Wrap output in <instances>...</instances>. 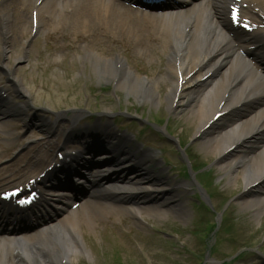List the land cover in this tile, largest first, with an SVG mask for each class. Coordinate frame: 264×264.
Returning a JSON list of instances; mask_svg holds the SVG:
<instances>
[{"label": "bare ground", "instance_id": "obj_1", "mask_svg": "<svg viewBox=\"0 0 264 264\" xmlns=\"http://www.w3.org/2000/svg\"><path fill=\"white\" fill-rule=\"evenodd\" d=\"M28 1L36 11V30L42 21V25L51 23L41 11L52 1L53 11L61 21L79 24L89 36L104 37L105 45L128 46L132 41L154 52L158 45L165 46L170 61L166 72L158 77L152 73L142 76L126 65L123 56L112 54L110 49H105V55L87 49L83 57L92 59L95 71L105 80H115L116 87L126 95L138 101L150 100L155 107L166 102L169 108L188 111L187 118L195 124L196 135L203 137L202 147L218 156L219 168L228 176L227 184L244 181L245 194L249 197L241 200V206L256 209L255 216L260 215L264 206V67L261 64L264 38L260 28L245 34L237 30L227 14L230 5L240 4L244 18L263 25L264 0H183L181 4L161 8L160 12L134 9L127 4L131 0H0V32L4 40L0 61L16 93H23L21 81L5 59L9 58V49L13 53L18 47V41H10L8 35H21L25 24L13 21L10 12L18 19H27V14H31ZM64 48L67 46L56 44L53 51ZM21 59L15 58L19 62ZM10 94L7 86L0 87V131L12 135L5 117L10 112L3 107L10 104ZM219 112L226 113L216 123L213 118ZM113 138L107 136L108 140ZM41 147L45 152L34 155L27 162L29 167L46 161L63 144L48 138ZM121 157L128 158V163L137 168L135 176L119 175L112 179L97 171L90 179L91 185H102L94 192L96 200H84L76 210H70L71 197L63 193L56 195V201L46 197L43 213L54 202L61 206L60 212L69 211L62 220L65 227L51 226L33 236L0 234V264H71L84 246L81 235L84 219L92 220L98 212L110 213L113 204L119 205L109 197L134 201L136 204L124 209L136 221L144 212L161 217L163 206L166 212L185 216L183 204L175 201V189L158 186L155 182L159 180L148 172L145 165L152 155L137 157L127 149H120L115 158Z\"/></svg>", "mask_w": 264, "mask_h": 264}, {"label": "rangeland", "instance_id": "obj_2", "mask_svg": "<svg viewBox=\"0 0 264 264\" xmlns=\"http://www.w3.org/2000/svg\"><path fill=\"white\" fill-rule=\"evenodd\" d=\"M62 27L61 30L66 34L67 39L60 37L61 44L73 43L77 47L83 45L93 48L98 54L105 55V42L101 36L92 41H78L76 37L82 31L74 30L70 26L62 25ZM53 30L54 25L51 31ZM40 33L41 35L32 36L33 38L30 34L22 38L21 45L25 42V46H21L17 53L23 56V61L15 64L12 58L8 63L11 68L16 69L23 88L31 93V98L27 99L31 108L30 116H27V122L22 124L20 128L21 133L18 136L20 141L15 143L19 154H23L28 144H33L34 141L44 138L43 131L47 126H42L44 123L42 119L45 111L47 112V119H49V115L55 118L61 113L72 116L75 112L85 109L87 105L94 103L96 106H101L103 103V111H108L107 107L111 109L110 113L128 110L131 115L142 119H146L150 114L152 119L157 116L161 124H167L170 116L168 111L170 110L166 102L155 107L150 100L138 101L133 96L126 95L124 91L116 89V85L111 84L107 86V91L105 89L101 91L99 86L107 81L95 71L94 65L91 64L93 62L88 59V61H84L82 58L83 50L76 47L75 50L51 53L47 43L52 41L47 40L45 34H42V30ZM8 37L17 40L12 35ZM10 41L12 40L10 39ZM2 42L0 33V49L4 45ZM113 50L115 52L114 48ZM146 54V57H139L138 49L133 48L129 56L132 61H127V64L131 65L132 68L144 67L145 71H142L144 73L146 71L155 72L161 66L164 68L165 60L167 61L166 56L163 57L165 60H160L158 56L150 52H146ZM142 76H146V74H142ZM109 83L114 84V82ZM103 87L105 88V85ZM164 91H166V87ZM181 110L178 109L171 113L172 118L169 120V127L175 128L177 135L181 134L186 138L187 146L190 147L196 157L197 163H208L209 167L213 168L210 177L212 181H215L212 190L218 192L215 198L217 207L224 209L225 200L232 197L233 204L229 212L232 223L231 231L227 233L222 231L219 234L217 250L209 255L208 245L213 246L215 244V235L211 234L210 231L202 233L196 225H198L199 220L209 219L213 221L214 217L204 216V213L193 204L196 201L194 178H185L184 173L178 174L182 163L178 161V157L175 155L176 150L171 151L169 150L171 146L166 145L165 147L169 151L165 156L171 164L166 168V171L171 170L167 175L170 182L174 185L176 182H180L179 179H189V185L186 188L181 187L180 196H178L186 205L187 216L182 218L169 213L167 216L157 219L155 221V233L147 228L142 229L144 232L145 230L150 231V236H143L139 231H135L133 236L137 238L139 245H134L131 248L125 245L121 246L123 242L126 244L127 231L133 225V221L129 218L127 225H124L125 221L122 222V217H116L115 221L104 219L97 226V232L90 233L87 231L88 233H84L85 244L90 249V256L87 259L78 257L75 259V264H113L111 257L117 250L115 245L119 246L117 248L121 251L119 252L121 259L125 260L127 264H133V260H137L135 264H219L224 259H229L230 256L239 253L241 247L247 244L253 246L252 253L248 255L247 259L236 261L234 264H264V258L258 253L259 248L264 250V207L261 209L260 215L255 216V209H246L241 206V195L245 189L244 181L240 179L234 185L227 184L228 176L220 170L216 155L210 154L202 147V140H192L195 138L193 132L195 124H192L191 120L189 121L187 118L188 111ZM32 116H35L36 121L35 124L31 123L29 127L27 123ZM98 121L95 119L91 125L98 123ZM88 125L90 124L86 122L81 124L83 127ZM151 138L153 137L151 136L149 139ZM150 151L155 154L151 168L158 175H165V172L156 166L158 165V155L155 150L152 148ZM152 220L154 219L152 218ZM118 227L121 229L116 230ZM139 246L142 252H147L145 258L142 254H136V251H139L137 249ZM145 246H149L148 249Z\"/></svg>", "mask_w": 264, "mask_h": 264}]
</instances>
